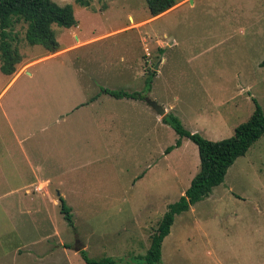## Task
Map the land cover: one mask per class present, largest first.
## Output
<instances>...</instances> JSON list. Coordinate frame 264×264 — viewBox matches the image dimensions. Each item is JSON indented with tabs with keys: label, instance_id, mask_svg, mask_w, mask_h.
<instances>
[{
	"label": "rangeland",
	"instance_id": "374dc122",
	"mask_svg": "<svg viewBox=\"0 0 264 264\" xmlns=\"http://www.w3.org/2000/svg\"><path fill=\"white\" fill-rule=\"evenodd\" d=\"M52 1L77 20L52 26L63 51L27 44L19 24L17 78L0 72V264H85L81 251L144 264L200 167L196 145L162 118L219 141L247 121L253 99L264 113V0H178L152 19L145 0ZM148 77L146 97L164 116L145 99L99 93L142 92ZM159 264H264V134L175 216Z\"/></svg>",
	"mask_w": 264,
	"mask_h": 264
},
{
	"label": "trees",
	"instance_id": "16d2710c",
	"mask_svg": "<svg viewBox=\"0 0 264 264\" xmlns=\"http://www.w3.org/2000/svg\"><path fill=\"white\" fill-rule=\"evenodd\" d=\"M145 2L151 18L167 13L178 4V0H145ZM19 24L24 26V41L27 44L39 45L48 54H55L61 50V47L52 26L69 29L77 26V20L73 7L69 4L60 6L52 0H0V72L5 76L15 74L17 65L23 61L15 32V27ZM261 66H264V60ZM151 83L152 78L148 77L145 83L147 88L142 92L102 87L99 93L114 99L143 100L150 91ZM92 100H95V97ZM253 102L254 110L247 121L235 127L233 136L219 141H210L197 133L185 130L179 119L171 114L162 118V121L170 125L180 137H185L196 145L200 167L184 194L176 202L168 205L167 211L158 222L146 254L142 257L144 264L160 263L162 243L170 233L175 216L188 211L190 206L208 197L212 190L224 181L228 169L234 162L244 156L264 134V113L254 99ZM180 144L178 140L175 147H179ZM173 148L169 147L166 152L169 153ZM58 199L61 214L68 225L73 227L71 209L62 197ZM80 255L85 264H116L112 258L91 259L85 251H81Z\"/></svg>",
	"mask_w": 264,
	"mask_h": 264
},
{
	"label": "water",
	"instance_id": "95a60500",
	"mask_svg": "<svg viewBox=\"0 0 264 264\" xmlns=\"http://www.w3.org/2000/svg\"><path fill=\"white\" fill-rule=\"evenodd\" d=\"M145 102L150 106L158 115L164 116L165 110L162 106L158 105L155 101L148 99L145 97ZM84 248L83 245H80L79 247H76L75 250L77 252L81 251Z\"/></svg>",
	"mask_w": 264,
	"mask_h": 264
},
{
	"label": "crops",
	"instance_id": "0c3cea01",
	"mask_svg": "<svg viewBox=\"0 0 264 264\" xmlns=\"http://www.w3.org/2000/svg\"><path fill=\"white\" fill-rule=\"evenodd\" d=\"M161 16V15H160ZM159 17V16H158ZM152 19V18H151ZM86 41H83V42H81V41H78V43L75 45V46H79V45H82V44H84ZM61 51H63V49H61L59 52H57V53H55V54H50V55H57V54H59V53H61ZM30 65H31V63H25V67H30ZM27 68V69H28ZM26 74H28V75H30V73L28 72V70L25 72ZM12 77V80H11V82H13L17 77L16 76H11ZM148 105V104H147ZM243 157V156H242ZM4 167V162H2V161H0V168H3ZM36 184H39V185H41V182H39V183H37V181H34V182H32V184H30L29 186H26L25 188H24V190H29L30 188H32L33 186H35Z\"/></svg>",
	"mask_w": 264,
	"mask_h": 264
}]
</instances>
